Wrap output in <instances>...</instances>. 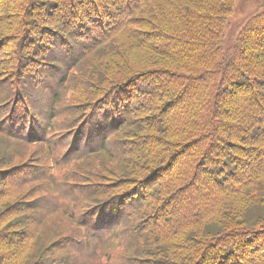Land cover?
I'll list each match as a JSON object with an SVG mask.
<instances>
[{"label": "trees", "instance_id": "1", "mask_svg": "<svg viewBox=\"0 0 264 264\" xmlns=\"http://www.w3.org/2000/svg\"><path fill=\"white\" fill-rule=\"evenodd\" d=\"M247 1L0 0V264H264Z\"/></svg>", "mask_w": 264, "mask_h": 264}, {"label": "rangeland", "instance_id": "2", "mask_svg": "<svg viewBox=\"0 0 264 264\" xmlns=\"http://www.w3.org/2000/svg\"><path fill=\"white\" fill-rule=\"evenodd\" d=\"M264 9V0H248L244 7L238 11L235 16L236 20H243L251 14ZM69 96L71 93L68 94ZM127 254L123 246L115 249L113 257H110V264H122L121 259Z\"/></svg>", "mask_w": 264, "mask_h": 264}]
</instances>
